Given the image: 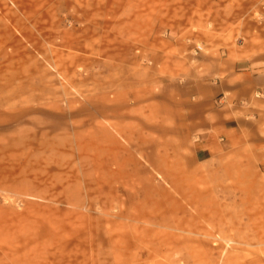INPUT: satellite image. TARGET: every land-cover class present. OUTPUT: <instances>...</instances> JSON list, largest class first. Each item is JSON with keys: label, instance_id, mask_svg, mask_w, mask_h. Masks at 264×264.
Returning a JSON list of instances; mask_svg holds the SVG:
<instances>
[{"label": "rangeland", "instance_id": "rangeland-1", "mask_svg": "<svg viewBox=\"0 0 264 264\" xmlns=\"http://www.w3.org/2000/svg\"><path fill=\"white\" fill-rule=\"evenodd\" d=\"M257 59L264 0H0V264H264V146L192 123Z\"/></svg>", "mask_w": 264, "mask_h": 264}, {"label": "crops", "instance_id": "crops-1", "mask_svg": "<svg viewBox=\"0 0 264 264\" xmlns=\"http://www.w3.org/2000/svg\"><path fill=\"white\" fill-rule=\"evenodd\" d=\"M254 92H264V59L220 76L207 89L203 105L192 114L198 162L212 159L219 149L244 142L264 146V97L255 98ZM217 96H222L221 105L215 101Z\"/></svg>", "mask_w": 264, "mask_h": 264}, {"label": "built area", "instance_id": "built-area-1", "mask_svg": "<svg viewBox=\"0 0 264 264\" xmlns=\"http://www.w3.org/2000/svg\"><path fill=\"white\" fill-rule=\"evenodd\" d=\"M261 93H259V95H260ZM262 95V94H261Z\"/></svg>", "mask_w": 264, "mask_h": 264}]
</instances>
